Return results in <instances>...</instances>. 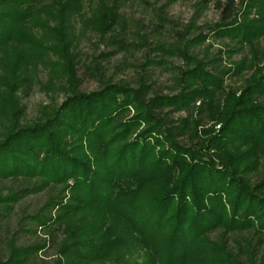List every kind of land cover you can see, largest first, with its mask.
<instances>
[{
    "label": "trees",
    "instance_id": "16d2710c",
    "mask_svg": "<svg viewBox=\"0 0 264 264\" xmlns=\"http://www.w3.org/2000/svg\"><path fill=\"white\" fill-rule=\"evenodd\" d=\"M124 1L100 0L94 13L95 29L123 48ZM209 1L197 2V16ZM84 2L0 0L10 75L0 83V264H29L50 241L51 264H264V0H216L219 21L200 27L195 18L171 40L151 43L162 25L137 30L152 52L137 85L101 79L90 92L79 89L67 44ZM158 19L165 30L175 24ZM210 38L227 48L214 52L203 45ZM246 47L249 55L223 65ZM54 55L64 66L51 73L69 94L43 121L25 123L18 91ZM158 66L172 72V93L157 88ZM245 71L243 87L226 83ZM194 106L197 115L173 117ZM204 117L221 124L219 134L201 128ZM41 193L35 210L22 205ZM12 225L47 237L19 244Z\"/></svg>",
    "mask_w": 264,
    "mask_h": 264
},
{
    "label": "rangeland",
    "instance_id": "374dc122",
    "mask_svg": "<svg viewBox=\"0 0 264 264\" xmlns=\"http://www.w3.org/2000/svg\"><path fill=\"white\" fill-rule=\"evenodd\" d=\"M99 1L85 0L83 10L85 16L75 17L74 30L70 36L71 42L67 43L71 58H73V66L78 70L79 79H82L79 82V89L86 92L100 88L101 79L104 81L113 80L114 82L126 81L133 86L137 85L139 75L143 70V64L147 60V54L152 53L150 46L143 44L137 30L151 31L157 25L159 28L162 25V35H159V38L156 35L151 36V43L153 40H171L174 38V30L176 28H184L195 18L197 19V25L203 27L206 23L219 21L222 15V9L216 6V0H210L207 8L199 16H197V2L199 0H174L164 11H161V6L168 3L169 0H126L121 8V12L128 22L123 48L111 37L109 38V34L103 35L95 29L96 17L94 13L97 10ZM236 7L241 13L240 5L237 4ZM159 15L170 18L175 24H169L166 27L169 30H165V24H161L158 19ZM253 15L255 14L252 13L251 16ZM226 42L228 40L210 38L203 45L210 43L213 46L212 50L217 52L218 49L227 48L224 46ZM259 43L264 48V37L260 39ZM245 55H249L248 48H239L237 51L230 53V55H224L222 63L224 66L233 67L232 62L242 59ZM51 60V63H46V65L39 63L31 67V85L29 87L24 86L18 91L20 104L24 106L26 112L22 119L25 123L31 124L43 121L46 113L50 112L52 107H59L69 94L68 90L65 89L68 85L66 79L64 77H56L54 73H51V67L53 69L55 67L58 68L55 62L63 66L64 64L55 55L51 56ZM173 63L179 66L184 64L182 60L176 58H174ZM2 64L0 58V83L6 78H10L8 70ZM146 68L148 69L149 66H146ZM248 73V71H245L242 76L228 75L226 83L234 87H243V77L248 75ZM153 74L159 91H163V93L173 92L168 87L172 84L171 71L165 67L158 66L153 67ZM200 103L201 100L197 101L195 105L199 106ZM196 106L190 109H182L174 113L173 117H187L189 112L197 115L198 109ZM212 126L214 128L212 134H219L221 124L211 122L204 117L201 128L208 129ZM259 172H262V168ZM45 199L46 195L42 193L32 195L24 199L22 205L28 208L29 211H33L42 205ZM9 232L11 233L10 235L17 232L16 236L19 244H32L47 237L42 230L38 231L36 235L26 231H18L15 225H12ZM56 253L57 244L50 241L49 247L35 255L29 264H51L56 257ZM0 259H6V250L2 246H0Z\"/></svg>",
    "mask_w": 264,
    "mask_h": 264
}]
</instances>
